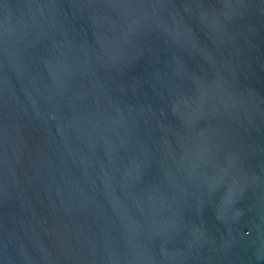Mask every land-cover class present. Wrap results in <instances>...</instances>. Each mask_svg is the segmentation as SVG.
Listing matches in <instances>:
<instances>
[{
    "label": "water",
    "instance_id": "1",
    "mask_svg": "<svg viewBox=\"0 0 264 264\" xmlns=\"http://www.w3.org/2000/svg\"><path fill=\"white\" fill-rule=\"evenodd\" d=\"M0 264H264V0H0Z\"/></svg>",
    "mask_w": 264,
    "mask_h": 264
}]
</instances>
